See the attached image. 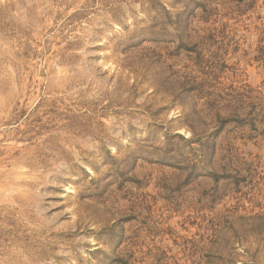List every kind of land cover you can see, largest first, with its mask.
<instances>
[{
  "label": "rangeland",
  "instance_id": "obj_1",
  "mask_svg": "<svg viewBox=\"0 0 264 264\" xmlns=\"http://www.w3.org/2000/svg\"><path fill=\"white\" fill-rule=\"evenodd\" d=\"M0 264H264V0H0Z\"/></svg>",
  "mask_w": 264,
  "mask_h": 264
}]
</instances>
